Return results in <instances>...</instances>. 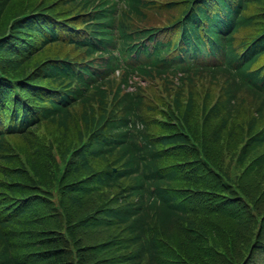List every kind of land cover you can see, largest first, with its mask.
I'll list each match as a JSON object with an SVG mask.
<instances>
[{"label": "trees", "instance_id": "1", "mask_svg": "<svg viewBox=\"0 0 264 264\" xmlns=\"http://www.w3.org/2000/svg\"><path fill=\"white\" fill-rule=\"evenodd\" d=\"M0 264H264V0H0Z\"/></svg>", "mask_w": 264, "mask_h": 264}]
</instances>
